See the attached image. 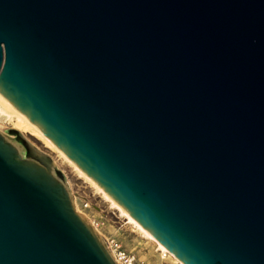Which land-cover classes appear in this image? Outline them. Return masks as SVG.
I'll use <instances>...</instances> for the list:
<instances>
[{
	"label": "water",
	"instance_id": "1",
	"mask_svg": "<svg viewBox=\"0 0 264 264\" xmlns=\"http://www.w3.org/2000/svg\"><path fill=\"white\" fill-rule=\"evenodd\" d=\"M0 92L182 264H264V0H0ZM0 264H119L16 128Z\"/></svg>",
	"mask_w": 264,
	"mask_h": 264
},
{
	"label": "rangeland",
	"instance_id": "2",
	"mask_svg": "<svg viewBox=\"0 0 264 264\" xmlns=\"http://www.w3.org/2000/svg\"><path fill=\"white\" fill-rule=\"evenodd\" d=\"M3 127L5 131L13 128V125L3 115ZM12 125V126H11ZM22 132V131H21ZM31 142L52 156L58 168L66 175L76 208L83 213L108 244H111L117 253H123L132 260V264H182L171 254L163 255L157 241L145 236L127 216L113 206L91 181L79 174V172L54 150L49 149L37 137L27 131L22 132Z\"/></svg>",
	"mask_w": 264,
	"mask_h": 264
},
{
	"label": "bare ground",
	"instance_id": "3",
	"mask_svg": "<svg viewBox=\"0 0 264 264\" xmlns=\"http://www.w3.org/2000/svg\"><path fill=\"white\" fill-rule=\"evenodd\" d=\"M6 116L7 119H9L13 125V128H16L20 131H27L33 136L37 137L39 140H41L46 147H48L51 150L57 151L65 161L70 163L82 176L87 178L91 183L94 184L96 189L103 194V196L108 199L111 204L115 207H117L121 213L125 216H127L128 220L133 223L145 236L148 238L157 241L141 224H139L131 215H129L107 192H105L94 180H92L80 167H78L65 153H63L54 143L53 141L48 138L44 132L39 129L29 118H27L19 109H17L7 98L3 96V94L0 92V128L3 127L2 120L3 117ZM11 125V126H12ZM76 204V203H75ZM77 210H79V207L77 206ZM80 211V210H79ZM93 224V223H92ZM94 227L97 229L96 225ZM158 243V246L163 252V255L171 254L173 255L166 247H164L161 243ZM113 256L117 259V262L120 263L118 259V253L116 249L111 250ZM119 254H123L122 252ZM174 256V255H173ZM177 260V258H175ZM121 264V263H120Z\"/></svg>",
	"mask_w": 264,
	"mask_h": 264
},
{
	"label": "built area",
	"instance_id": "4",
	"mask_svg": "<svg viewBox=\"0 0 264 264\" xmlns=\"http://www.w3.org/2000/svg\"><path fill=\"white\" fill-rule=\"evenodd\" d=\"M109 245V248L110 250H112V246L111 244H108ZM120 253V252H119ZM118 253V259L120 261L121 264H132V260L128 257L125 256V254H119ZM115 258V257H114ZM116 259V258H115ZM117 260V259H116ZM119 263V262H118ZM119 263V264H120Z\"/></svg>",
	"mask_w": 264,
	"mask_h": 264
}]
</instances>
